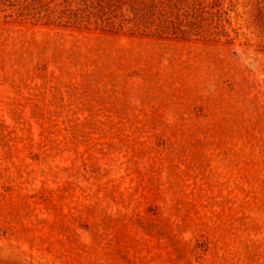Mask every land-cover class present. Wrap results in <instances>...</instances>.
Wrapping results in <instances>:
<instances>
[{"label": "rangeland", "instance_id": "rangeland-1", "mask_svg": "<svg viewBox=\"0 0 264 264\" xmlns=\"http://www.w3.org/2000/svg\"><path fill=\"white\" fill-rule=\"evenodd\" d=\"M0 264H264V0H0Z\"/></svg>", "mask_w": 264, "mask_h": 264}]
</instances>
